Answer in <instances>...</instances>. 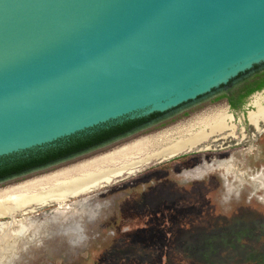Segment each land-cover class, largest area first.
Returning <instances> with one entry per match:
<instances>
[{"label":"water","instance_id":"water-1","mask_svg":"<svg viewBox=\"0 0 264 264\" xmlns=\"http://www.w3.org/2000/svg\"><path fill=\"white\" fill-rule=\"evenodd\" d=\"M262 62L264 0H0V159L164 112Z\"/></svg>","mask_w":264,"mask_h":264},{"label":"rangeland","instance_id":"rangeland-1","mask_svg":"<svg viewBox=\"0 0 264 264\" xmlns=\"http://www.w3.org/2000/svg\"><path fill=\"white\" fill-rule=\"evenodd\" d=\"M211 91L188 100L196 104L188 108L187 118L179 114L172 124L168 119L150 125L65 163L5 180L0 187L53 173L223 106L225 99L208 107ZM263 95L264 88L231 111L238 133L244 125L251 137L247 110H254L252 101ZM250 143L251 148L246 143L225 144L216 150L185 152L83 195L95 209L72 235L63 230L50 233L47 219L56 205L40 208L33 215L41 225V237L34 247L15 252L12 264H264V131ZM230 158H235V170L228 172L223 162ZM202 163L213 167L200 176L191 173Z\"/></svg>","mask_w":264,"mask_h":264},{"label":"bare ground","instance_id":"bare-ground-1","mask_svg":"<svg viewBox=\"0 0 264 264\" xmlns=\"http://www.w3.org/2000/svg\"><path fill=\"white\" fill-rule=\"evenodd\" d=\"M252 105L254 110L247 113L248 123L253 127L251 139L264 131V95L254 99ZM186 122L175 129L136 139L53 173L0 189V264H12L15 252L26 246L34 247L42 231L37 223L38 217L33 214L40 208L56 205L49 210L51 218L47 219L50 233L63 230L72 235L95 209L93 204L85 202L83 195L185 152L216 150L227 143H250L246 129L241 128L238 133L233 117L222 109L206 112ZM234 160L230 158L223 162L228 172L235 170ZM212 167L213 163H202L191 173L200 176Z\"/></svg>","mask_w":264,"mask_h":264},{"label":"flooded vegetation","instance_id":"flooded-vegetation-1","mask_svg":"<svg viewBox=\"0 0 264 264\" xmlns=\"http://www.w3.org/2000/svg\"><path fill=\"white\" fill-rule=\"evenodd\" d=\"M261 70H259V71H261ZM256 72L257 71L254 70V72L251 75H249V76L246 74L247 72L246 73H242L240 76H238L236 78L237 81L235 83L233 81L236 80V79L231 80L229 82V84H227V85L219 86L218 88L212 89V91L210 93L211 95H209V97H210V100H213V101H210L211 103L208 104V107H212V106L221 104V103H217L221 99H225V101H224V103H222V104H224L223 106H219V107L211 109V110H209L207 112H210V111L216 110V109H222L224 112L230 114L233 117V120H234L235 115L232 114L231 111H235V110L241 108L243 106L244 102L242 104H240L239 106H233L232 103H231V99H233V101L240 99L239 98L240 94L244 92L243 86L245 85V83H247L245 79L253 76ZM254 92H256V91H254ZM251 94L247 95L245 98H242V100H245ZM194 104H196V103H190V101L189 102L187 101V102H184L182 104H179L178 106H175V107L169 109V111L167 110V112L166 111L165 112H155V113H151V114H149L147 116L135 118L137 121L131 126V128H128L126 131H123L122 133L115 134L114 136H108V137H105V138L100 139V140H95L94 142H89L88 144H85L82 148H79V149H71V150H69L67 152L60 153V154H58V156L55 159L50 161L48 164L38 165L36 167H32V168L24 170V171L8 173L5 177H2V179H0V182H4L5 180H8V179H11V178H14V177H18V176L25 175V174H28V173H31V172H35L37 170L46 168L48 166H51V165H54V164H57V163L58 164L59 163H63V162L65 163L66 161H68L70 159L78 157V156H80L82 154H86L89 151H92V150H94L96 148H99V147H102V146H104L106 144H109L110 142H113L114 140L126 137L127 135L132 134L133 132L141 131V130L145 129L146 127L148 128V126H150V125H156L157 123H162V122H164V121H166L168 119L171 120L170 124H172V122L175 121L174 120L175 116H177L179 114H183L184 118H187L188 116L191 115V114L190 115L187 114V110H188V108L191 107V105H194ZM208 107H205V108H208ZM249 110H247V113H248ZM246 117H247V114H246ZM127 120H129V119H127ZM190 120H192V119H190ZM190 120H188V121H190ZM124 121H126V120H123V121H120V122H117V123H122ZM117 123L108 124V125L103 126V127H97V128L91 129L89 131L82 132L80 134L69 136L67 138L59 140L54 145H50V146H47V147H44V148H39V149H35V150H32V151H28V152L20 154V155L10 156V157H7L6 159L13 160L14 158H18L19 156L29 157L31 154H37V153L40 154V153H42L43 151L47 150L48 148H50L52 146H54V147L58 146V148H65L67 145L69 146V145L73 144L74 140L77 137L86 138L88 135L93 134L94 132H96V131H98V130H100L102 128H106V127H109V126L117 124ZM181 125H183V124H180V125H178V126H176L174 128L163 130V131L172 130V129H175V128L181 126ZM246 127L247 126H244V125L242 126L243 129H246ZM163 131H161V132H163ZM161 132H159V133H161ZM159 133H157V134H159ZM153 135H155V134H153ZM229 145L232 146L233 144L227 143L226 147H228ZM4 160L5 159H2V160H0V162L4 161ZM262 167H264V165H262L261 168Z\"/></svg>","mask_w":264,"mask_h":264},{"label":"trees","instance_id":"trees-1","mask_svg":"<svg viewBox=\"0 0 264 264\" xmlns=\"http://www.w3.org/2000/svg\"><path fill=\"white\" fill-rule=\"evenodd\" d=\"M264 62L260 64H255L250 70L257 71L253 76L245 79L247 83L243 86L244 92L240 94V99L233 101L231 99V103L233 106H239L244 102L242 98H245L247 95L253 93L254 91L260 90L264 88ZM262 69V70H261ZM261 70V71H259ZM249 71V70H247ZM245 71V72H247ZM242 72V73H245ZM242 73L238 74L236 77L240 76ZM136 119H129L122 123H117L111 125L106 128H102L93 134L88 135L86 138L77 137L73 144L67 145L65 148H58V146H52L47 150L43 151L40 154H31L29 157L19 156L18 158H14L13 160H9L5 158L4 161L0 162V179L5 177L8 173L18 172L30 169L32 167H36L38 165L48 164L50 161L55 159L58 154L67 152L71 149H79L82 148L85 144L89 142H94L95 140H100L108 136H114L115 134L122 133L126 131L128 128L136 122ZM0 159V160H2Z\"/></svg>","mask_w":264,"mask_h":264}]
</instances>
